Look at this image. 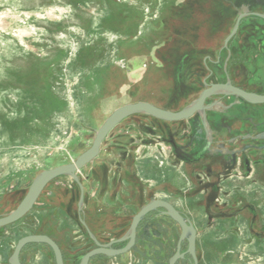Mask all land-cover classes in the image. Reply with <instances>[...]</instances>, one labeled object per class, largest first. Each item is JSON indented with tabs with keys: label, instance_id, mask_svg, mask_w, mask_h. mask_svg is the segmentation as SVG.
<instances>
[{
	"label": "rangeland",
	"instance_id": "rangeland-1",
	"mask_svg": "<svg viewBox=\"0 0 264 264\" xmlns=\"http://www.w3.org/2000/svg\"><path fill=\"white\" fill-rule=\"evenodd\" d=\"M244 7L264 12V0H0V217L42 171L86 151L117 108L138 101L187 107L203 87V48L220 46ZM189 125L178 133L147 114L123 120L77 171L81 213L75 180H52L27 215L0 228V264H10L20 238L38 233L59 245L65 264H79L95 247L80 216L106 243L125 235L133 216L158 198L192 220L198 264H264V172L259 181L234 177L204 194L196 179L204 162H177L170 144L175 137L183 145ZM142 226L135 249L89 264H169L180 227L156 215ZM20 260L56 264L45 244L25 246Z\"/></svg>",
	"mask_w": 264,
	"mask_h": 264
},
{
	"label": "flooded vegetation",
	"instance_id": "flooded-vegetation-1",
	"mask_svg": "<svg viewBox=\"0 0 264 264\" xmlns=\"http://www.w3.org/2000/svg\"><path fill=\"white\" fill-rule=\"evenodd\" d=\"M242 14L245 16L239 21L234 35L227 41L237 24L239 16ZM257 14L264 15V12L244 7L237 14L231 31L224 37L220 46L216 49L208 46L203 48L205 50L202 53L201 61L203 70L200 71L204 74L202 76L203 87L189 105L194 103L201 93L212 84L229 83L246 92L264 95V17ZM237 46L242 48L243 53H238L240 48L238 49ZM239 55L244 59L240 60L237 63L238 65L234 67V61L232 60ZM179 72H181V69H179ZM192 73L197 77L196 69H193ZM156 106L171 111L183 109L173 110L165 106ZM151 117L167 125L173 124L176 126L178 133L180 124L188 121L191 128L188 127V134L184 136L187 138L186 142L181 145L180 141H177L175 137H171L170 144L175 151L174 158L177 162H192L190 164L204 162L197 173L198 177L196 179L204 185L202 191L206 195H211L212 189L217 190V187L225 188L227 183L234 177L241 181L252 180L255 182L254 179L259 181L260 173L264 172V103L254 104L235 95L215 94L207 97L204 101V108L197 110L189 118L178 121H165ZM238 174H241V177ZM192 187L194 188V186ZM162 200L170 202L183 215L188 216L171 201L163 198ZM163 211V208H159L143 218L137 228L136 243L141 224L153 215L167 216L162 213ZM187 218L190 219L189 216ZM175 223L178 225L177 222ZM126 243H117L113 247L121 248ZM187 258L191 259L189 255H186L181 260Z\"/></svg>",
	"mask_w": 264,
	"mask_h": 264
},
{
	"label": "water",
	"instance_id": "water-1",
	"mask_svg": "<svg viewBox=\"0 0 264 264\" xmlns=\"http://www.w3.org/2000/svg\"><path fill=\"white\" fill-rule=\"evenodd\" d=\"M257 15L264 17L263 14ZM244 16L245 15L243 14L239 16L237 24L232 34L228 37L227 41L234 35L237 30L239 21ZM215 94L235 95L254 104L264 103V95L246 92L227 83L212 84L209 88L205 89L201 93L200 97L194 103L188 105L180 111L166 110L152 103L143 101L123 105L114 110L108 116L102 126L98 129L92 145L86 151L80 154L74 162L58 165L54 168L42 171L32 182L25 197L22 199L19 205L5 216L0 217V228L19 221L32 209L45 186L52 180L63 175H70L80 187L81 193L78 207L79 212L81 213L84 199V187L79 180L77 171L82 169L88 163L92 162L98 156L104 139L119 123H121L127 117L135 114H147L165 121H178L186 119L192 116L197 110L203 109L205 99ZM159 208H163L164 211L162 213L177 222L181 228L177 250L175 254L169 259V264H176L179 260L184 259L186 255H189L192 258L193 264H198V257L196 253L197 230L195 226L189 218H187L179 210H177L170 202L162 199H153L148 204L144 205L133 216L128 232L120 238L112 239L108 243H101L91 232L82 217H80L81 224L86 228L90 238L95 242L96 247L84 254L79 264H89L90 259L97 255L116 257L129 252L136 243L137 228L140 222L147 214ZM185 241L188 244L187 249L185 251H182V244ZM122 242L127 243L121 248L113 247L114 244ZM33 243L48 245L54 253L56 264H65L61 248L51 237L45 234H30L20 238L14 248L11 257L9 258V263L22 264L20 260V254L23 248Z\"/></svg>",
	"mask_w": 264,
	"mask_h": 264
},
{
	"label": "trees",
	"instance_id": "trees-1",
	"mask_svg": "<svg viewBox=\"0 0 264 264\" xmlns=\"http://www.w3.org/2000/svg\"><path fill=\"white\" fill-rule=\"evenodd\" d=\"M157 217H162V218H166V219H169V220H171L172 222H174L172 219H170L169 217H167V216H158L157 215ZM154 220V219H153ZM152 220V222L153 223H155L154 221ZM175 223V222H174ZM11 225V224H10ZM151 225V224H150ZM143 226H142V224H141V226H140V231H141V228H142ZM3 228V227H2ZM140 231H139V234H138V239H137V243H136V245L134 246V247H137L138 245H139V239L140 238H142V236L140 235ZM38 234H45V233H38ZM152 231L150 230V227H148V226H145V228H144V230H143V233H142V235L143 236H145L147 239L149 238H151L150 236H152ZM33 244H36V243H33ZM30 245V244H29ZM46 245V244H45ZM133 249H135V248H133Z\"/></svg>",
	"mask_w": 264,
	"mask_h": 264
},
{
	"label": "bare ground",
	"instance_id": "bare-ground-1",
	"mask_svg": "<svg viewBox=\"0 0 264 264\" xmlns=\"http://www.w3.org/2000/svg\"><path fill=\"white\" fill-rule=\"evenodd\" d=\"M232 98H233V97H232ZM67 178H68V181H69L70 183H72L73 179H71V178H69V177H67ZM46 186H48V185H46ZM46 186H45V187H46ZM44 189H45V188H44ZM44 189H43V190H44ZM42 192H43V191H42ZM40 196H41V194H40ZM38 198H39V197H38ZM37 200H38V199H37ZM36 202H37V201H36ZM35 204H36V203H35ZM35 204H34V205H35ZM33 207H34V206H33ZM33 207H32V208H33ZM31 210H32V209H31ZM31 210H30V211H31ZM30 211H29V212H30ZM29 212H28V213H29ZM28 213H27V214H28ZM27 214H26V215H27ZM24 216H25V215H24ZM24 216H23V217H24ZM23 217H22V218H23ZM22 218H21V219H22Z\"/></svg>",
	"mask_w": 264,
	"mask_h": 264
}]
</instances>
